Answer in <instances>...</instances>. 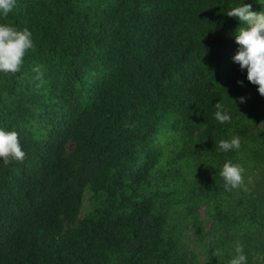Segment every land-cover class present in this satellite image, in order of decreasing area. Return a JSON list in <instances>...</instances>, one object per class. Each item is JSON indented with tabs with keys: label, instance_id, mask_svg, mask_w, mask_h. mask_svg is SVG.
<instances>
[{
	"label": "trees",
	"instance_id": "trees-1",
	"mask_svg": "<svg viewBox=\"0 0 264 264\" xmlns=\"http://www.w3.org/2000/svg\"><path fill=\"white\" fill-rule=\"evenodd\" d=\"M244 3L264 11L16 0L0 14L35 45L19 73L0 72V129L26 153L0 159V264H229L237 243L264 264V96L233 59L243 25L226 15ZM220 101L231 122L215 119ZM236 135L239 150H219ZM226 162L245 169L232 191Z\"/></svg>",
	"mask_w": 264,
	"mask_h": 264
},
{
	"label": "clouds",
	"instance_id": "clouds-1",
	"mask_svg": "<svg viewBox=\"0 0 264 264\" xmlns=\"http://www.w3.org/2000/svg\"><path fill=\"white\" fill-rule=\"evenodd\" d=\"M16 6V0H0V14L7 17ZM228 17L237 18L242 27L237 30L236 42L240 45L238 53L233 57L240 65L241 70H247V79L254 85H258V92L264 96V11L254 12L250 4L234 6L226 14ZM32 33L29 29L18 30L12 26L0 24V72L15 75L21 71L24 57L29 50H34ZM36 73L34 79L43 83V73L39 67L33 68ZM243 85V81H238ZM240 102L246 101L245 97L239 98ZM215 119L223 124L231 122L230 110L226 109L220 101L214 105ZM241 137L233 136L230 140H220L218 148L221 151L239 150ZM26 153L22 150L15 131L0 129V159L5 165L12 161L23 162ZM245 169L239 164L226 162L220 172L224 181L225 191H232L244 185ZM246 190V189H245ZM235 256L229 264H247V257L243 253V247L237 243Z\"/></svg>",
	"mask_w": 264,
	"mask_h": 264
}]
</instances>
